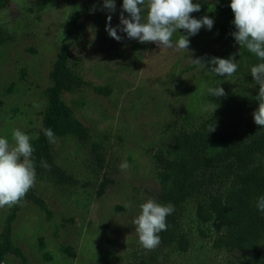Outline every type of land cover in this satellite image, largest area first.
Listing matches in <instances>:
<instances>
[{"label": "trees", "instance_id": "1", "mask_svg": "<svg viewBox=\"0 0 264 264\" xmlns=\"http://www.w3.org/2000/svg\"><path fill=\"white\" fill-rule=\"evenodd\" d=\"M12 1L0 0V11ZM215 1L212 30L227 43L221 52L203 59L206 67H210L207 61L212 57H234L238 67L231 81L216 74L210 80L205 73L207 68H203L194 88L183 95L179 91L181 85L173 77H167L171 86L168 92L174 101L165 98L156 101L150 93L143 102L145 91L139 88V94L131 101L135 108H130V101H123L128 103L125 110L131 111L134 119L122 116L125 120H121L120 125L103 134L94 132L77 116L75 108L85 107L86 100L70 105L65 96L92 91V94L112 99L114 89L95 85L74 69L71 64L73 42L60 45L50 73V85L43 92L46 102L41 111L42 127L31 130L36 180L20 203L8 210L2 222L0 264H10L13 258L22 264L30 263L16 240V236L23 238L24 235L17 234L15 229L20 212L28 204H34L42 214L53 218L49 203L37 192L38 188L43 189L41 183L45 182L44 189L50 194V187L54 190L79 182L76 175L58 163L55 152L58 142L62 147L74 148L68 157L85 158L81 162L94 172L91 182L97 183L105 170L109 150L116 146L112 139L121 148H126L127 144L128 151L133 147L128 154L132 169L138 172L145 169L152 180L160 183L156 194L152 192L153 200L174 206V211L166 217L167 230L158 233L160 244L152 250L142 246L131 254L128 264H264V213L256 207L258 198L264 196V126L255 124L253 119L259 105L255 99L259 84L250 72L260 61L246 48H240L231 35L236 31L231 0ZM82 2L74 8L79 16L94 0ZM115 3L122 5L123 0H115ZM13 41V35L0 26V47ZM197 68L193 64L181 75ZM27 72L23 70L24 77ZM175 73L176 70L168 74ZM218 86L224 89L225 95L211 96L209 88ZM17 91L13 83L7 92ZM179 97L184 98L181 105L177 104ZM116 104L121 105V99ZM140 114L146 119L139 118ZM138 118L140 122H136ZM131 119L136 125H131ZM214 126L215 131L209 132ZM44 129L54 132V144L48 141ZM42 161L50 167L45 168ZM115 183L117 179L104 174L98 197L105 196L109 185ZM83 194L88 197L86 191ZM63 222L65 226L68 222L78 224L75 217ZM32 238L37 240L34 249L37 247L46 261L55 260L47 250L44 236L32 234ZM62 251L73 258L77 256L73 247L62 246Z\"/></svg>", "mask_w": 264, "mask_h": 264}, {"label": "rangeland", "instance_id": "2", "mask_svg": "<svg viewBox=\"0 0 264 264\" xmlns=\"http://www.w3.org/2000/svg\"><path fill=\"white\" fill-rule=\"evenodd\" d=\"M192 2L201 4V10L191 13L192 17L200 19L207 15L214 18L215 0ZM81 3L82 0H13L0 11V26L14 37L12 43L0 47V137H6L10 144L14 129L32 139L31 130L42 127L41 111L46 102L43 92L50 85V73L62 43H74L71 64L77 72L95 85L114 89L112 99L92 94V91L65 96L70 105L80 99L86 100L87 105L76 107L75 112L94 132L101 134L120 125L121 120H125L122 116L134 119L133 113L125 110L128 103L123 101H130V108H135L131 101L139 94V88L145 91L143 102L150 93L156 101L163 98L174 101L168 92L171 86L167 77H173L181 85V94L192 90L205 69L198 67L182 76L181 72L193 65L190 57L203 59L221 52L227 43L216 31L206 27L188 37V51L160 48L154 42L140 43L127 38L119 28L117 32L122 40L117 41L109 36L106 24L108 15H111V26L119 25L122 5L117 4L115 12L109 13L104 8V0H94L79 16L74 8ZM93 6L95 11H92ZM178 31L173 34L174 42L180 34L188 35L184 29ZM25 69L28 71L26 77L23 76ZM174 70L176 73L169 76ZM205 73L210 80L215 75L207 69ZM224 77L227 81L232 79V75ZM13 83L19 91L7 92ZM116 99H121L122 104L117 105ZM179 99L177 104L181 105L184 98ZM139 118L146 119L141 114ZM139 118L136 122H140ZM132 119L131 125H136ZM111 142L116 146L109 150L105 170L100 173L97 183L91 182L94 172L81 162L85 158L80 160L79 155L68 157L74 148L62 147L60 142L55 146L58 163L76 175L79 182L58 186L54 190L50 187L51 195L44 189L45 182L41 183L43 189L38 188L37 192L49 203L54 214L52 219L31 203L20 212L15 229L17 234L24 236H15L17 244L29 257V264H128L131 254L141 249L133 220L140 214L142 203L155 199L160 183L152 180L145 169L138 172L129 167L122 171L120 165L123 162L130 164L128 154L133 147L128 151L127 144L126 148H121L115 139ZM129 166L133 167V163ZM104 174L117 179L118 183L110 184L105 196L98 197L97 190ZM10 208H0V233ZM71 217L77 218L78 224L68 222L65 226L63 219ZM32 234L45 237L47 250L55 260L46 261L43 253L37 247L34 249L37 240ZM62 246L73 247L77 256L73 258L65 254ZM10 264L22 263L13 258Z\"/></svg>", "mask_w": 264, "mask_h": 264}, {"label": "clouds", "instance_id": "3", "mask_svg": "<svg viewBox=\"0 0 264 264\" xmlns=\"http://www.w3.org/2000/svg\"><path fill=\"white\" fill-rule=\"evenodd\" d=\"M104 8L109 13L115 12V0H104ZM230 8L234 13L232 23L236 29L231 35L240 48H246L260 61L251 67L250 72L259 84V92L255 97L259 105L253 112V119L255 124L264 126V0H231ZM200 10L201 4L193 3L192 0H123L119 25L111 26L112 16L108 15L106 31L117 41L122 40L117 32L119 28V31L127 34V38L136 39L140 43L154 42L160 48L188 51V37L196 35L202 27L211 30L214 25V20L207 15L200 19L190 15ZM92 11H95V6ZM125 12L127 16L124 15ZM180 29L186 30L188 35L180 34L174 42L173 34ZM190 61L199 68H207L211 73L222 77L233 75L238 67L234 57H212L207 61L210 67H206L202 58L190 57ZM208 91L211 96L225 95L224 89L219 86L209 88ZM43 131L48 141L54 144V132L51 129ZM212 131H215V126L210 128L209 132ZM33 152L30 137L19 129L13 130L11 144L6 137H0V208L20 203L34 186L36 172ZM41 163L45 168L50 167L44 161ZM129 167L127 161L120 165L122 171ZM256 207L264 213V196L258 198ZM140 209L133 224L140 244L145 249L152 250L160 244L158 233L167 230L166 217L174 211V206L148 199L140 205Z\"/></svg>", "mask_w": 264, "mask_h": 264}]
</instances>
